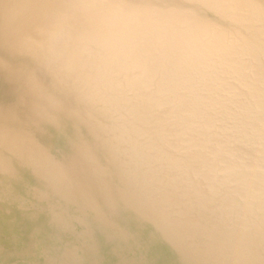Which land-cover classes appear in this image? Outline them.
<instances>
[{"label": "clouds", "instance_id": "1", "mask_svg": "<svg viewBox=\"0 0 264 264\" xmlns=\"http://www.w3.org/2000/svg\"><path fill=\"white\" fill-rule=\"evenodd\" d=\"M0 264H264V0H0Z\"/></svg>", "mask_w": 264, "mask_h": 264}]
</instances>
